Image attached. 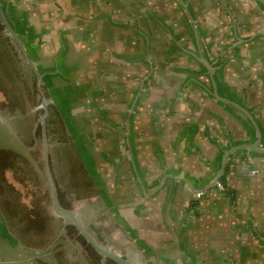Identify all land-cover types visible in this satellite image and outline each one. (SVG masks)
Returning a JSON list of instances; mask_svg holds the SVG:
<instances>
[{
    "label": "crops",
    "instance_id": "0c3cea01",
    "mask_svg": "<svg viewBox=\"0 0 264 264\" xmlns=\"http://www.w3.org/2000/svg\"><path fill=\"white\" fill-rule=\"evenodd\" d=\"M0 5L37 33L25 41L43 88L60 85L79 111L73 133L58 116L55 159L60 168L77 154L90 187L71 193L80 175L68 165L63 189L82 199L100 245L129 264H264L263 1ZM2 218L0 246L23 247ZM30 260L19 249L5 264Z\"/></svg>",
    "mask_w": 264,
    "mask_h": 264
},
{
    "label": "rangeland",
    "instance_id": "374dc122",
    "mask_svg": "<svg viewBox=\"0 0 264 264\" xmlns=\"http://www.w3.org/2000/svg\"><path fill=\"white\" fill-rule=\"evenodd\" d=\"M0 10L2 11L1 13H3L1 5ZM22 16V14L19 16L17 23L14 19L4 16L5 23L3 22V25L23 56L20 62V71H18L19 75L14 79L15 89L17 88L19 91L17 98H19L18 100L20 101H18L15 111H11L7 108H0V149L13 151L23 156L27 162L26 164L36 173L37 187L40 189L39 191L33 189L31 194L35 192V194L49 195L47 208L48 212L52 215L50 216L49 222V230L52 231V234L46 246L43 247L44 249H37L33 244V252L31 248H27L24 245L20 247L19 244H17L15 248V244H11L10 242L6 245L4 244L2 247L0 246V264H5L10 258L16 257L19 249H21V254L24 259L30 258V262L35 264H104L100 262L101 257L95 249L94 250L99 256L91 255L88 249L82 247L84 245L82 241L84 240V236L82 235L83 232L98 242L96 235L91 229L92 219L88 218L84 213V208L80 207L82 199L79 200L77 197L72 196V208L67 209L61 206L58 202L57 191L48 168L49 158L47 146L49 142L46 135L50 137V133L54 134V132H56L59 134L58 137H60L64 129L61 120L67 119L66 125L69 126L73 122L69 119L73 118L75 123L79 118V111L73 106L72 100L67 99L66 95H64V101L62 100L61 94L55 90V88L60 87V85H52L49 80L48 82L50 85L49 87H45L46 90L41 85L40 77L35 75V73L39 75L40 72L35 66L36 63L32 57L33 55L31 54L29 44L25 41L27 39H36L37 33H34L28 28L30 25L26 24L25 20H22ZM23 26L27 29V34L25 36H21L20 34V30ZM58 78L61 80L67 79V83L70 86L67 83L66 85L71 89L70 93L73 91L71 86L76 87L77 91L82 87L78 77L67 71H64ZM256 80L257 83H259L258 77L255 78V81ZM60 99L63 101V104L60 103ZM80 101L85 103L86 106V100L80 99ZM105 112L112 113V109L106 110ZM244 114H246L247 117H251L249 115V110L244 112ZM70 127V132L72 133L74 132V128L77 129L76 125L75 127L72 125ZM62 139L61 136V140ZM63 163H65L64 160ZM32 188L34 187L32 186ZM31 189L28 187V190ZM52 195L55 196L56 203L53 202ZM11 204V199L8 200L7 196H0V215L3 217V220L4 212L6 215L12 212V209L9 208ZM53 209L59 212L62 210L68 211L72 214L73 219L77 222L79 227L74 226L72 217L70 219L69 216H64L62 214L57 216L54 214ZM65 223L66 225L64 227L63 225ZM67 228L72 231L71 236L66 234ZM79 237L80 240L77 239ZM5 247L7 249H4ZM107 259L104 258L103 262Z\"/></svg>",
    "mask_w": 264,
    "mask_h": 264
},
{
    "label": "trees",
    "instance_id": "16d2710c",
    "mask_svg": "<svg viewBox=\"0 0 264 264\" xmlns=\"http://www.w3.org/2000/svg\"><path fill=\"white\" fill-rule=\"evenodd\" d=\"M22 56L23 54L21 55L0 18V108L15 111L16 105L20 101L17 98L19 91L17 88L15 89L14 79L19 75L18 71H20ZM47 139L49 142L47 146L48 168L57 191L58 202L65 208L70 209L72 208V202L69 201L70 198L68 199L67 191L63 189L61 180L62 171H69L68 165H71V169L80 175V180H77L75 176L76 184L73 187L76 188V191H71L73 194H82V185L89 188L90 181L81 167L77 154L73 151L70 153L69 163L65 162L64 164L63 160H61L60 163L64 165L59 163L61 166L59 168L55 156L57 155L59 158L61 156L60 148L63 146L64 140H61V135L60 137L58 135L57 137L47 136ZM26 163L25 158L18 153L0 149V196H7L8 200L11 199L12 203L9 207L12 209V212L8 215L2 209L4 220L12 234L22 245L27 248H33L34 244L37 249H44L43 247L46 246L52 234V231L49 230L50 215L47 208V194L41 195L35 194V192L31 194L33 189L39 191L40 188L37 187L36 173ZM28 187L32 189L28 190ZM82 196L84 195L82 194ZM71 233L72 231L67 228L66 234L71 236ZM77 239L80 240V237ZM82 241L85 249H88L91 255L99 256L90 244L84 240ZM105 264L115 263L107 259Z\"/></svg>",
    "mask_w": 264,
    "mask_h": 264
},
{
    "label": "water",
    "instance_id": "95a60500",
    "mask_svg": "<svg viewBox=\"0 0 264 264\" xmlns=\"http://www.w3.org/2000/svg\"><path fill=\"white\" fill-rule=\"evenodd\" d=\"M261 1L264 2V0H261ZM1 12L2 11L0 10V17H1L2 21L5 23L4 15ZM54 202L56 203V201H54ZM57 213L58 214H62L64 216H69L70 219L72 217V214H70L66 210H62L61 212L57 211ZM72 220L71 221L73 222L74 226L79 227L77 225V222H75V220L73 219V217H72ZM82 235L87 240V242L99 253V255H100L101 259H102V263H104L103 262L104 258H108L110 260H113L117 264H129L126 260H124V259L120 258L119 256H117L114 252H112L111 250L107 249L106 247L100 245L98 242L93 240L85 232H83Z\"/></svg>",
    "mask_w": 264,
    "mask_h": 264
},
{
    "label": "built area",
    "instance_id": "2783aa9c",
    "mask_svg": "<svg viewBox=\"0 0 264 264\" xmlns=\"http://www.w3.org/2000/svg\"><path fill=\"white\" fill-rule=\"evenodd\" d=\"M214 186H215V188H217L220 191L223 190L222 183L219 180H215ZM196 195L198 196L199 194L197 193Z\"/></svg>",
    "mask_w": 264,
    "mask_h": 264
}]
</instances>
